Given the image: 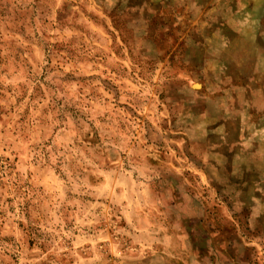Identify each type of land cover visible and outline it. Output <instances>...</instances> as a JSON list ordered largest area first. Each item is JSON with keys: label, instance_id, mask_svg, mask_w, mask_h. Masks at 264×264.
<instances>
[{"label": "rangeland", "instance_id": "374dc122", "mask_svg": "<svg viewBox=\"0 0 264 264\" xmlns=\"http://www.w3.org/2000/svg\"><path fill=\"white\" fill-rule=\"evenodd\" d=\"M0 264H264V0H0Z\"/></svg>", "mask_w": 264, "mask_h": 264}]
</instances>
